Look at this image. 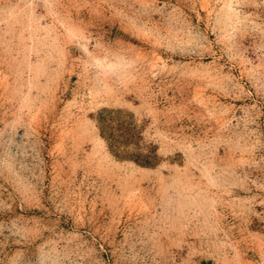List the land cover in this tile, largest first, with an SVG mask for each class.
<instances>
[{
  "label": "rangeland",
  "instance_id": "1",
  "mask_svg": "<svg viewBox=\"0 0 264 264\" xmlns=\"http://www.w3.org/2000/svg\"><path fill=\"white\" fill-rule=\"evenodd\" d=\"M0 264H264V0H0Z\"/></svg>",
  "mask_w": 264,
  "mask_h": 264
},
{
  "label": "trees",
  "instance_id": "2",
  "mask_svg": "<svg viewBox=\"0 0 264 264\" xmlns=\"http://www.w3.org/2000/svg\"><path fill=\"white\" fill-rule=\"evenodd\" d=\"M124 133H126V131H124ZM124 145H127V144H124ZM133 145H135V144H133ZM133 155H137L138 159H142L143 160L142 164L148 165V166L151 165L150 162H149V159H152V157L150 155H142L141 156L140 154H136V153H134ZM124 157H129V156L127 155V156H124ZM135 161H138V160H135Z\"/></svg>",
  "mask_w": 264,
  "mask_h": 264
}]
</instances>
